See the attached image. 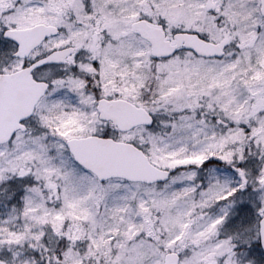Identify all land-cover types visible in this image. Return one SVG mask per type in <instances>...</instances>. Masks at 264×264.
I'll use <instances>...</instances> for the list:
<instances>
[{"label":"snow or ice","instance_id":"snow-or-ice-1","mask_svg":"<svg viewBox=\"0 0 264 264\" xmlns=\"http://www.w3.org/2000/svg\"><path fill=\"white\" fill-rule=\"evenodd\" d=\"M0 264H264V0H0Z\"/></svg>","mask_w":264,"mask_h":264}]
</instances>
